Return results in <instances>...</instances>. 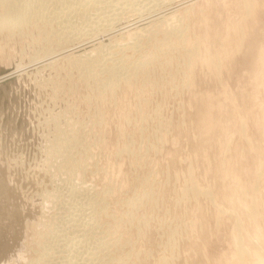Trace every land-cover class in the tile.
I'll list each match as a JSON object with an SVG mask.
<instances>
[{
  "label": "rangeland",
  "instance_id": "1",
  "mask_svg": "<svg viewBox=\"0 0 264 264\" xmlns=\"http://www.w3.org/2000/svg\"><path fill=\"white\" fill-rule=\"evenodd\" d=\"M169 1L84 0L71 28L0 32V75L17 69L0 78V264H264V0ZM86 44L92 75L74 62Z\"/></svg>",
  "mask_w": 264,
  "mask_h": 264
},
{
  "label": "bare ground",
  "instance_id": "2",
  "mask_svg": "<svg viewBox=\"0 0 264 264\" xmlns=\"http://www.w3.org/2000/svg\"><path fill=\"white\" fill-rule=\"evenodd\" d=\"M71 1V2H70ZM78 1V0H77ZM75 2V0H22V1H20V0H0V32H2V31H4L5 32V34L7 33V35L8 34H12V32H13V29L16 27V26H18V25H25V24H28V22H31L32 20H34V22L37 20V19H45V22H47V21H56V22H58V23H64V26H65V28L64 29H66V28H69L70 26H72V25H70V22H69V20L73 17V14L75 15L77 12H78V7L79 6H77L78 5V3H82V2H84V0H80V1H78V2ZM93 2H94V0H92ZM118 1V0H117ZM171 1V0H170ZM170 1H169V3H170ZM86 2V1H85ZM84 2V3H85ZM96 2V1H95ZM115 2V1H114ZM61 3L63 4V6L61 7L60 5H61ZM77 3V4H76ZM84 3H82V5L84 4ZM90 3V2H89ZM48 4L51 6V9H53V10H48L49 9V7L47 8V6H48ZM52 4V5H51ZM54 4V5H53ZM58 4H60L59 6H57ZM87 4V3H86ZM98 4V3H97ZM160 4H162V2L160 3ZM165 4V3H164ZM180 4V3H179ZM179 4H177V5H179ZM88 5H90V4H88ZM95 5V4H94ZM99 5V4H98ZM56 6V7H59V8H54V7ZM160 6V5H159ZM53 7V8H52ZM81 7H83V6H81ZM246 12H250V5H249V3H246ZM95 8V7H94ZM168 8V7H167ZM166 8V9H167ZM81 9V8H80ZM96 9V8H95ZM101 9V8H100ZM151 9V8H150ZM157 9V8H156ZM111 10V9H110ZM115 10V9H114ZM158 10V9H157ZM87 11V10H86ZM89 11V10H88ZM79 12H81V11H79ZM82 13V12H81ZM113 13V12H112ZM116 13V12H115ZM143 13V12H142ZM104 14V13H103ZM107 14V13H106ZM156 14V13H155ZM79 15V14H78ZM83 15V14H82ZM87 15V14H86ZM114 15V14H113ZM154 15V14H153ZM105 16V15H104ZM148 16V15H147ZM93 17V16H92ZM139 17V16H138ZM149 17V16H148ZM148 17H142V18H139V19H136V20H134L133 22H129V21H127L126 23H122V25H120V27H119V29H123L124 28V30H122V31H119V33L122 35V32L123 31H128V30H130V26H132V25H139V24H143L142 25V27L143 26H145V23L148 21V20H146ZM155 17H157V16H155ZM47 18L49 19V20H47ZM88 18V17H87ZM112 18V17H111ZM43 19V20H44ZM73 19H74V17H73ZM76 19V18H75ZM43 20H42V22H43ZM104 20V19H103ZM111 20V19H110ZM90 21V20H89ZM94 21V20H93ZM119 21V20H118ZM117 21V22H118ZM77 22V21H76ZM86 22V21H85ZM88 22V21H87ZM107 22H108V20H107ZM113 22H115L114 20H113ZM52 23V22H51ZM58 23H57V26H58ZM148 23V22H147ZM76 24V23H75ZM89 24V23H88ZM93 24V23H92ZM109 24V23H108ZM61 25H63V24H61ZM60 25V26H61ZM77 25V24H76ZM76 25H75V27H76ZM80 25V24H79ZM98 25V24H97ZM97 25H95V26H97ZM56 26V25H55ZM82 26V25H81ZM80 26V27H81ZM94 26V25H93ZM116 26V25H115ZM74 27V28H75ZM79 27V26H78ZM79 27V28H80ZM21 28V27H20ZM71 28V27H70ZM93 28V27H92ZM91 28V29H92ZM129 28V29H128ZM139 28V27H138ZM144 28H147V27H144ZM16 29V28H15ZM17 29H19V27L17 28ZM90 29V30H91ZM114 29V28H113ZM118 29V30H119ZM147 30V29H146ZM178 30V29H177ZM61 31V30H60ZM60 31H59V34H57V36L59 35H61L60 34ZM68 31H69V29H68ZM68 31L66 32V30H65V32H66V35L68 34L69 35V33H71V31H74V30H71L70 29V31H69V33H68ZM76 31V30H75ZM115 31V30H114ZM172 32H173V30H171ZM79 31H77V33H78ZM85 32V31H84ZM91 32V31H90ZM174 32H175V30H174ZM57 33V32H56ZM63 33V32H62ZM73 33H76V32H73ZM72 33V34H73ZM82 34V37H83V32L81 33ZM54 35V34H53ZM64 35V34H63ZM62 35V36H63ZM75 35V34H74ZM86 35H88V34H86ZM85 35V36H86ZM120 35V37H122ZM76 36V35H75ZM75 36L73 37V41H76L77 39H79V38H76V40L74 39L75 38ZM77 36H79V34H77ZM110 36V35H109ZM72 37V36H71ZM81 37V38H82ZM60 38V37H59ZM62 38H65L64 36L62 37ZM61 38V39H62ZM66 38H67V36H66ZM85 38V37H84ZM92 38V37H91ZM115 38H117V37H115ZM68 39H70L69 37H68ZM67 39V40H68ZM88 39V38H87ZM87 39H85V40H87ZM59 40V39H58ZM63 40V39H62ZM67 40L66 41H64V42H67ZM81 40H84L83 38L81 39ZM90 40V39H89ZM88 40V41H89ZM57 41V40H56ZM60 41V40H59ZM70 41H72L71 39H70ZM79 42H81L80 40H78ZM99 41V40H98ZM113 41V40H112ZM111 41V42H112ZM64 42H62V44L63 45H61V46H66V43H65V45H64ZM95 42V41H94ZM102 42V41H101ZM61 43V42H60ZM68 43L69 44H71L70 42H69V40H68ZM74 43V42H73ZM85 43H86V41H85ZM84 43V44H85ZM97 43V42H96ZM99 43V42H98ZM97 43V44H98ZM80 44H82V43H79V46H80ZM90 44V43H89ZM88 44V45H89ZM102 44V43H101ZM112 44V43H111ZM73 45V44H72ZM76 45H78L77 43H76ZM92 46V45H91ZM116 46H117V44H116ZM59 47V46H58ZM76 47V46H75ZM78 47V46H77ZM98 47V48H97ZM97 47H93V48H95V49H100L99 48V46L97 45ZM102 47V46H101ZM62 48V47H61ZM93 48H88L87 47V44H86V46H81V48H79V49H76V51L77 50H80V52L79 53H77L76 52V55H75V57H74V62H75V65H76V63H77V65L78 66H80V68L81 69H84L86 72H87V74L86 75H92L93 73H95V72H88V71H91V70H94L93 68H91V67H93V66H89L90 65V61L91 60H93L94 59V57H90V51L93 49ZM63 49V48H62ZM103 50H105V48L103 49ZM63 51H65V50H63ZM97 51V50H96ZM55 52V51H54ZM74 52V51H73ZM107 52V51H106ZM105 52V53H106ZM57 53H59V52H57ZM56 53V54H57ZM97 53V52H96ZM108 53V52H107ZM54 54V53H53ZM55 54V55H56ZM70 54V53H69ZM102 53H100L99 55H101ZM111 54V53H110ZM116 54V53H115ZM91 55H94V54H91ZM107 55H109V53L107 54ZM95 56H97L96 54H95ZM112 56V55H111ZM114 56V55H113ZM228 56V55H227ZM51 57V56H50ZM54 57V56H53ZM101 57V56H100ZM102 58H103V56H102ZM38 59V58H37ZM44 59V58H43ZM99 59V58H98ZM106 59V58H105ZM111 59V58H110ZM36 60V59H35ZM35 60H34V62H35ZM52 60H54V58L52 59ZM104 60V59H103ZM112 60V59H111ZM94 61H95V59H94ZM93 61V62H94ZM96 61H98V60H96ZM207 60H205L204 62H206ZM209 61V60H208ZM32 62V61H31ZM49 62H51V61H49ZM49 62H47V63H49ZM73 62V63H74ZM101 62V61H100ZM110 62V61H109ZM115 62V61H114ZM102 63V62H101ZM112 63V62H111ZM210 63V62H209ZM91 64H93L92 62H91ZM97 64H98V62H97ZM108 64V63H107ZM77 65H76V67H77ZM100 65V64H99ZM99 65H98V67H99ZM104 65V64H103ZM109 65V64H108ZM104 66V68L103 69H105V70H107L106 72H107V77L106 78H104L105 80H104V85H103V87L105 86L106 87V85L108 86V88L109 87H111L112 88V86H114V84L116 85V81H115V78H116V75H118L119 73H123L122 72V70L123 69H120L121 67H119V66H111V65H109V66ZM19 66V65H18ZM101 66H102V64H101ZM20 67V66H19ZM24 67H25V65H24ZM15 68H18V67H15ZM14 68V69H15ZM22 68V67H21ZM79 68V67H78ZM97 68V67H96ZM102 68V67H101ZM41 69V68H40ZM91 69V70H90ZM19 70V69H18ZM83 70V71H84ZM104 70V71H105ZM15 71H17V69H15ZM15 71L14 70H9V71H7V72H4V73H2L1 75H0V78L2 77V76H10L11 74L13 75V73H15ZM81 71V70H80ZM96 71V70H95ZM103 71V72H104ZM119 71H121V72H119ZM82 72V71H81ZM85 72V73H86ZM101 72H102V69H101ZM83 73V72H82ZM98 73V72H97ZM84 74V73H83ZM82 74V75H83ZM100 74V73H99ZM85 74H84V76H86ZM98 76V75H97ZM100 76V75H99ZM4 78V77H3ZM89 78H90V76H89ZM94 78V77H93ZM101 78V77H100ZM103 78H102V80H103ZM119 78V77H118ZM96 79V78H95ZM117 79V78H116ZM97 80V79H96ZM101 80V79H100ZM98 82V81H97ZM96 82V83H97ZM102 83V82H101ZM98 85V84H97ZM100 86V85H99ZM98 86V87H99ZM114 88V87H113ZM111 90H113V89H111ZM65 144V143H64ZM62 146V145H61ZM59 147V146H58ZM58 152V151H57ZM71 169H72V167H71ZM84 170H85V168H84ZM70 171V170H69ZM82 172H84V171H82ZM71 173V172H70ZM92 174L93 175V173L92 172H89V174ZM82 174V173H81ZM86 174H87V172H86ZM64 176V175H63ZM70 176V175H69ZM68 176V177H69ZM91 178V177H90ZM71 179V178H70ZM60 180V179H59ZM80 180V179H79ZM70 181V180H69ZM74 181V180H73ZM91 182V181H90ZM88 183H89V181H88ZM70 184V183H69ZM71 187H70V193L67 195V193L69 192V188L68 189H66V191H67V193H66V191L64 192V195L66 194L67 196H71V195H78V197H79V193H81V194H83V192H84V194H85V192H87L88 190L89 191H91L89 188L90 187H87V185H86V183H84V182H82V181H80V183L79 184H75V182L72 184V185H70ZM66 187V186H65ZM54 188V187H53ZM92 189V188H91ZM89 191H88V193H89ZM87 193V194H88ZM71 194V195H70ZM83 194V195H84ZM95 194V193H94ZM65 195V196H66ZM82 195V196H83ZM92 195V194H91ZM54 196V195H53ZM67 196L64 198L63 197V199H67ZM86 196V195H85ZM81 197V196H80ZM95 197V196H94ZM53 198V199H52ZM56 198H58V196L56 197ZM86 198H87V196H86ZM88 198H89V196H88ZM92 198V197H91ZM51 199L52 200H55L54 199V197H51ZM69 199V198H68ZM67 199V200H68ZM83 199H85V198H83ZM95 199V198H94ZM61 200V199H60ZM70 200V199H69ZM80 200V199H79ZM82 200V199H81ZM56 201H58V200H56ZM62 201V200H61ZM64 201V200H63ZM71 201V200H70ZM76 201V200H75ZM99 201H101V199L99 200ZM54 202V201H53ZM73 202H74V200H73ZM81 202V201H80ZM85 202V201H84ZM89 202V201H88ZM97 202V201H96ZM96 202H95V204H96ZM75 203V202H74ZM78 203V202H77ZM91 203H92V201H91ZM98 203H101V202H98ZM88 204V203H87ZM90 204V203H89ZM98 205V204H97ZM102 205H104L103 203H102ZM101 205V206H102ZM72 206V205H71ZM87 206V205H86ZM92 206V205H91ZM74 207H75V205H74ZM94 207V206H93ZM76 208H81L80 206H78V207H76ZM75 208V209H76ZM85 208V207H84ZM94 208H97V206L96 207H94ZM92 209L93 211H91L92 213L91 214H89V216H87L88 215V213H87V220L86 221H88V223H89V220H88V218L90 219V221H93V220H91V218L93 217V213H95L94 212V210H96V209ZM99 208V207H98ZM75 209H74V211H71V210H73V209H69L68 211L66 210V212L68 213L69 211H71V214H70V216L72 215V212H75ZM90 209V210H91ZM90 210H88V211H90ZM77 211H78V209H77ZM81 211V210H80ZM64 212V211H63ZM62 212V213H63ZM65 212V213H66ZM84 211H82V213H83ZM87 212V211H86ZM102 211H99V213H101ZM248 212L249 213H252L253 212V207L252 206H250L249 208H248ZM70 213V212H69ZM69 213H68V215H69ZM103 213V212H102ZM106 213V212H105ZM64 214V213H63ZM81 214V213H80ZM80 214H77V217H75L74 218V216H76V215H74V216H72V217H70L69 216V218H71L73 221L71 222V220L70 221H68V223L69 222H71V223H67V225H66V222H67V220L65 221V225H66V227L64 228V229H62L63 231H62V235H65V232H71L70 234H73L72 235V238H71V240H70V243L69 242H67V243H69V244H67L68 246H69V248L68 247H66V248H68L67 250H69L70 251V248H71V251L73 250V254L72 255H76V257L78 256V251L79 250H82L81 249V246H82V243L83 242H85L86 241V239L87 238H89V237H87V232H88V229H85V225H86V223H85V225H84V223L83 222H86V221H83V219H85V218H82V221L81 220H79V219H76V218H78V215H80ZM85 214V213H84ZM65 215V214H64ZM103 215V214H102ZM252 215V214H251ZM85 216V215H84ZM103 216H105V215H103ZM97 217H99V216H97ZM65 218H67V217H65ZM100 218V217H99ZM78 220L79 221H81V222H79L78 223ZM96 224H97V222H96ZM95 224V225H96ZM240 224H241V222H240V219L238 218V217H235V220H234V222H233V226H234V228L236 229V230H239L238 228H239V226H240ZM90 225V224H89ZM88 224L86 225V227L87 226H89ZM93 225H94V222H93ZM102 226H100V228H101ZM63 228V227H62ZM88 228V227H87ZM93 228V227H92ZM95 228H96V226H95ZM97 228H99V225H98V227ZM89 230H91L90 228H89ZM94 230V229H93ZM105 230H103V232H104ZM90 232V231H89ZM94 232V231H93ZM100 232V231H99ZM91 233V232H90ZM108 233V232H107ZM44 234H46V233H44ZM69 234V233H68ZM69 234V235H70ZM106 234V233H105ZM92 235V234H91ZM90 235V236H91ZM99 235V234H98ZM103 235V234H102ZM71 236V235H70ZM239 236V235H238ZM237 235H236V237H238ZM94 237V236H93ZM99 237V236H98ZM235 237V238H236ZM41 238V237H40ZM96 238V237H95ZM101 238V237H100ZM104 238V237H103ZM239 238V237H238ZM41 239H43V238H41ZM39 240V239H38ZM90 240H92V239H90ZM89 240V241H90ZM102 239H100V241H101ZM114 240V239H113ZM236 240H237V238H236ZM96 242L98 241V239H96L95 240ZM109 241V240H108ZM110 241H111V238H110ZM239 240H237V242L235 243V244H237V248H238V252H240V254L241 253H243L244 252V248H243V246L238 242ZM92 243V242H91ZM107 243V242H106ZM115 243V242H114ZM83 244H86V243H83ZM112 244V243H111ZM110 244V245H111ZM66 245V246H67ZM102 247V246H101ZM107 247V246H106ZM80 248V249H79ZM90 248H91V246H90ZM97 249H98V247H96ZM103 249V248H102ZM101 249V250H102ZM107 249V248H106ZM45 250V249H44ZM78 250V251H77ZM86 250L88 251V247L86 248ZM85 250V251H86ZM53 251V250H52ZM68 251V252H69ZM71 251H70V253H71ZM76 253H75V252ZM95 251V250H94ZM100 251V250H99ZM106 251V250H105ZM48 252V251H47ZM55 252V251H54ZM83 252V251H82ZM104 252V251H103ZM42 253V252H41ZM58 253V252H57ZM88 253V252H87ZM95 253L97 254L98 252H96L95 251ZM100 253V252H99ZM47 254V253H46ZM50 253H48V255H49ZM55 254V253H54ZM80 254H81V251H80ZM48 255H45V257L44 256H42V254L41 255H38V257H36L35 259H33L32 261H28L26 264H39V263H41V260L43 259V261H45L46 259H47V257H48ZM88 255V254H87ZM91 255H93L92 253H91ZM95 255V254H94ZM50 256V255H49ZM51 257H52V255H51ZM51 257H49V258H51ZM107 257V256H106ZM44 258H46L45 260H44ZM80 258H86V257H84L83 256V254H81V256H80ZM80 258H79V260H80ZM74 259V258H73ZM73 259H71L70 257L69 258H67V261L68 262H66V263H69V264H75V262L76 263H78L77 262V259H76V261L75 260H73ZM105 259V258H104ZM52 260V259H51ZM84 260L85 259H83V262H84ZM92 260V259H91ZM100 260H102L101 258H100ZM14 261V260H13ZM50 261V260H49ZM75 261V262H74ZM86 261V260H85ZM96 261V260H95ZM105 261V260H104ZM12 262V261H11ZM51 262V261H50ZM82 262V261H81ZM88 262V261H87ZM91 262V261H90ZM92 263V262H91ZM103 263V262H102ZM79 264H80V262H79ZM88 264V263H87ZM94 264V263H93Z\"/></svg>",
  "mask_w": 264,
  "mask_h": 264
}]
</instances>
